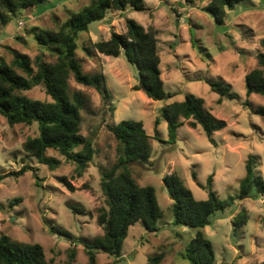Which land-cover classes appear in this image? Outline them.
Returning a JSON list of instances; mask_svg holds the SVG:
<instances>
[{
  "label": "rangeland",
  "instance_id": "374dc122",
  "mask_svg": "<svg viewBox=\"0 0 264 264\" xmlns=\"http://www.w3.org/2000/svg\"><path fill=\"white\" fill-rule=\"evenodd\" d=\"M90 0H47L36 8L45 10L33 19L12 17L8 26H0V61L11 63L13 53L25 54L32 63L37 57L53 63L56 58L42 51L32 33L46 29L57 31L69 13H77ZM209 0H197L194 8L183 0H144L141 11L109 10L104 20L92 22L88 33L76 38V60L84 74H102L111 98L103 101L91 88L69 80L70 93L83 95L80 133L93 140L96 154L81 178L74 176L73 165L66 164L55 151L47 155L61 161L50 171L23 151L27 138L38 135L37 125L9 126L0 116V174L36 169L20 177L0 181V236L19 244H39L47 261L65 264L69 252L75 251L72 264H88L81 240L91 241L104 234L97 223L98 210L106 208L100 189L102 169L117 163V142L108 125L124 120L141 121L149 134L151 160L148 165L131 164L128 171L139 186L155 190L162 211L156 231L147 230L141 222L128 229L120 258L103 253L96 264H146L147 258L165 253L162 264H193L186 249L196 230L173 224L172 201L162 182L165 175L176 174L198 201L207 199V179L212 176V189L220 200L237 197L239 182L245 175L249 155L257 160L255 174L264 176V121L244 107L264 105V97L246 95L245 76L256 65V55L264 52V0H243L228 11L223 24L215 22L206 8ZM130 19L143 28L158 31L157 46L161 57L160 71L164 90L172 97L152 101L132 87L138 82V69L127 62L124 54L106 57L94 51L92 44L107 40L110 32L124 33ZM22 23L19 24L18 22ZM91 51L88 55L85 48ZM222 81L238 96L236 100L220 98L207 82ZM32 100L50 101L41 86L23 93ZM191 94L204 101V109L226 122L214 133L213 143L200 126L189 127L184 120L176 130V142H167V125L161 121L154 132V121L161 107L182 102ZM220 100V101H219ZM66 178L73 187L69 192L58 180ZM235 200L233 205L216 211L210 225L202 229L212 244L217 264H264V195ZM19 202H16V201ZM79 209L82 211L79 212ZM246 212V223L237 227L235 217ZM66 231L71 239L56 233Z\"/></svg>",
  "mask_w": 264,
  "mask_h": 264
},
{
  "label": "trees",
  "instance_id": "16d2710c",
  "mask_svg": "<svg viewBox=\"0 0 264 264\" xmlns=\"http://www.w3.org/2000/svg\"><path fill=\"white\" fill-rule=\"evenodd\" d=\"M46 1L0 0V26L6 28L11 18L18 15L30 19L42 15L45 10L36 8ZM183 1L194 8L197 0ZM242 1L209 0L206 9L211 12L216 23L223 24L228 11ZM143 8L144 0H90L79 12L69 13L57 31L32 30L33 40L38 47L54 56L55 62L49 63L37 57L32 63L29 57L18 52L13 53L11 63L0 61V116L9 126L37 125L38 135L26 139L23 151L39 165L46 166L50 171L60 167V160L47 155L48 150H53L66 164L73 165V177L81 178L86 172L94 159L96 149L93 140L80 133L81 111L85 99L80 92L70 93L69 80L72 78L75 83L94 89L104 102L111 95L102 74L83 73L75 54L77 35L88 33L89 25L104 20L111 9L124 12L127 9L141 11ZM20 23L22 22L19 21L18 26ZM125 28L124 33L111 31L107 40L93 43L94 51L112 58H118L123 53L127 62L138 69V82L132 90L141 91L152 101L169 99L172 96L164 90L159 68L161 57L157 46V29L152 26L143 28L130 19H126ZM262 45L264 47V43ZM84 50L88 55L91 54L87 47ZM255 59V67L245 76L246 95L264 97V52L257 53ZM207 83L210 90L221 99H238L222 81ZM36 86L44 89L50 101L32 100L23 94ZM244 107L264 121V105L252 108L249 102H245ZM184 120H191L188 125L192 129L200 126L212 143L214 133L226 127V122L204 109L202 99L187 94L182 102L161 107L159 117L154 121L155 135L159 123L164 121L167 125V142L175 144L176 130L183 125ZM107 129L117 142V163L110 169L101 170L100 189L105 197L106 208L98 210L97 223L103 227L104 234L91 241H80L88 264H96L98 253L120 258L128 229L141 222L147 230L156 231L155 224L162 216L154 188L139 186L127 168L134 163L148 165L151 160L150 137L143 123L124 120L108 125ZM256 164V158L249 155L245 162V175L239 182L238 196L225 200H220L213 191L211 175L206 186H201L207 192V199L201 201L194 198L178 175L162 177L173 203V224L196 230L186 249L187 257L193 264H217L212 244L202 233V229L210 225L216 211L232 206L235 200L255 198L254 187L257 195H264V176L255 174ZM29 171L37 178L36 169L25 165L18 171L0 174V181L20 177ZM58 181L69 192L73 190L66 178H59ZM235 219L237 227L243 226L247 221L246 212L241 211ZM56 233L71 239L66 231L58 230ZM74 257L75 251L71 250L65 264H72ZM164 257V252L155 254L147 258L146 264H162ZM0 264L53 263L46 260L44 250L39 244H19L6 236H0Z\"/></svg>",
  "mask_w": 264,
  "mask_h": 264
},
{
  "label": "crops",
  "instance_id": "0c3cea01",
  "mask_svg": "<svg viewBox=\"0 0 264 264\" xmlns=\"http://www.w3.org/2000/svg\"><path fill=\"white\" fill-rule=\"evenodd\" d=\"M161 79H162V73H161ZM138 92H141V91H138ZM139 96L143 97V94L142 92L141 93H138ZM149 135V134H148Z\"/></svg>",
  "mask_w": 264,
  "mask_h": 264
}]
</instances>
